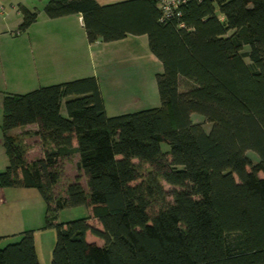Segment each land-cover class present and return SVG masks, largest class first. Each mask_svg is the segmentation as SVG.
Returning a JSON list of instances; mask_svg holds the SVG:
<instances>
[{"label": "trees", "instance_id": "trees-1", "mask_svg": "<svg viewBox=\"0 0 264 264\" xmlns=\"http://www.w3.org/2000/svg\"><path fill=\"white\" fill-rule=\"evenodd\" d=\"M43 10L80 14L89 43L146 35L162 64L159 106L119 115H107L95 76L4 95L0 189L39 191L52 264H264V0H184L168 18L159 0H48ZM19 12L17 33L38 15ZM27 134L42 145L30 162ZM73 154L80 174L56 197ZM134 159L151 167L143 179ZM160 180L177 188L169 202ZM67 207L88 215L57 221ZM19 236L0 246V264H39L33 230Z\"/></svg>", "mask_w": 264, "mask_h": 264}, {"label": "rangeland", "instance_id": "rangeland-1", "mask_svg": "<svg viewBox=\"0 0 264 264\" xmlns=\"http://www.w3.org/2000/svg\"><path fill=\"white\" fill-rule=\"evenodd\" d=\"M47 0H11V3L6 0H0V22L3 16H6V19L9 22H12V25H8V34L13 35L14 37H22L25 32H18V26L21 23V17L17 15L16 10H19L21 6L33 3L34 6L42 8L46 4ZM19 2V3H18ZM11 29V30H10ZM1 32V31H0ZM14 65L22 67L30 65L34 66L32 60V54L26 49L25 44H22V41L19 39L14 42ZM101 53V54H100ZM111 55V51L108 52ZM107 52H92L87 53L83 58L78 59L76 69L68 75L66 80L57 79L56 76L46 75L40 76L39 79H36L34 85L28 87H21L14 89L13 84L10 83L9 75L5 74V70L0 68V94L3 92H12V93H26L40 86L55 84L67 80H73L78 78H83L87 76H95L99 84L102 85L103 98L105 99L107 110L109 116L119 115L128 112H134L137 110L157 107L160 104L159 95L156 86V74L162 71V64L157 59L159 66H156V71H153L150 67L141 69L139 73V81H135L133 85L131 82H127L126 75L127 66L117 68V62L115 59L114 62H110V57L108 58ZM127 57H122L123 60H126ZM133 58V57H130ZM247 62L248 60L245 59ZM119 61V58H118ZM158 68H160L159 71ZM34 69V68H33ZM124 74H119V73ZM131 72V71H130ZM123 75L124 78L121 76ZM8 81L6 84V78ZM122 80L124 85L122 86L121 91L118 88L119 80ZM39 80V81H38ZM41 82V83H39ZM183 89V86H181ZM125 92H129L125 93ZM103 99V100H104ZM105 104V103H104ZM63 116H66V111L64 105L61 108ZM2 107L0 106V138H2L3 132L1 129L2 123ZM191 119L193 122H199L203 125L206 130L210 129V123L207 122L201 115L193 113L191 114ZM31 127H35L34 125ZM22 129V128H20ZM34 131V130H30ZM17 134H21L19 129L15 131ZM24 136V135H23ZM35 137V136H34ZM31 137V139H25L22 137L23 144L25 146L24 160L27 162L33 161L36 158L42 156V145L38 142V137ZM37 139V141H36ZM165 146L164 144L162 147ZM166 149V148H165ZM6 155L5 149L0 146V159L4 158ZM247 155L254 161H256V156L253 152H247ZM78 159L77 154H73L68 159H63L61 164V177L59 182L54 188V195L63 196L65 194V189L67 185L74 180L76 175H79L80 171L76 166V161ZM134 163L138 165L140 179H143L148 174V171L151 167L147 163H139L136 159L133 160ZM8 163L7 155L5 156L4 162H0V171H2ZM5 164V165H4ZM80 182L85 186L84 178L81 177ZM160 183L163 189L166 192L165 199L166 201H171V193L175 187L168 185L163 180H160ZM16 187V188H15ZM23 186H13L8 188L20 189L15 192V201L12 205H9L5 209V215L0 216V224L6 226V230L9 233L0 234L3 236L0 240V246H5L8 243L17 242L20 239L19 233L24 230L31 229L33 230L34 243L37 258L39 264H52V250L55 243L56 233L53 227H45V202L40 195L39 191L36 188L24 187L27 190L21 188ZM31 189V190H28ZM88 209L85 207H67L62 209L57 215V221H67L77 218H82L88 215ZM10 226V228L8 227ZM3 232V231H1ZM99 245H102V241H98Z\"/></svg>", "mask_w": 264, "mask_h": 264}, {"label": "crops", "instance_id": "crops-1", "mask_svg": "<svg viewBox=\"0 0 264 264\" xmlns=\"http://www.w3.org/2000/svg\"><path fill=\"white\" fill-rule=\"evenodd\" d=\"M6 1L11 3V0ZM121 1L125 0H96V2L100 5L113 4ZM44 6L45 4L42 8H38L34 6L33 3L24 5V7L29 10H37L38 15L36 21L31 24L22 37H14L13 35L8 34V25H12V22H9L6 19V16H3L0 22V68L5 70L6 75H9L11 81L10 83L13 84L11 87L14 89L21 88L22 86L28 87L30 85H34V81L39 79L40 76L46 77V75H53L56 76L57 79L66 80L68 75L76 69V65L79 62L78 59L83 58L87 53L92 52L108 53L111 51V55L108 53L107 60L110 57V62L115 63L116 59L117 68L126 65L128 67L126 75H129V77L126 76L127 82H131L133 85L135 84V81H139L138 77L141 69L145 70V68L150 67L153 71H156V66H159L156 61L157 59L153 57L154 55L149 50L146 35H127L121 40L112 42H103L98 39L93 43H89L80 14L49 18L44 13ZM16 12L19 19L21 17L20 20H22V15L19 10H16ZM19 39L22 41L23 45L25 44L26 49L31 52L34 66L29 63L27 66L22 67V69H20L19 66H16L15 69L14 42ZM127 56L128 58L126 60L122 59V57ZM159 70L160 68H158L157 71ZM119 74L124 73L120 72ZM121 77L124 78L123 75ZM7 79L8 77L6 78V84L8 81ZM117 85L121 87L118 88V90L121 91V85H124V83L120 79ZM100 88L103 95L101 83ZM7 93L12 92L7 91L0 94L1 107L3 97ZM125 93L129 94V92ZM104 103L107 115H109L105 99ZM33 125L35 127H31ZM33 125H27L22 129H17H19L20 132L25 130H36V125ZM17 129L13 130V133H16L15 131ZM23 137H25V139H31V137L34 136L27 134ZM0 146L3 147L2 138H0ZM5 156L0 159L1 163L4 162ZM17 188L27 190L24 187ZM16 190L20 189H0V216L5 215V209L9 205H12L13 202L11 201H15L16 198L14 195L15 192H18ZM8 227L10 228V226ZM6 229L7 228L4 224H0V234L9 233Z\"/></svg>", "mask_w": 264, "mask_h": 264}, {"label": "built area", "instance_id": "built-area-1", "mask_svg": "<svg viewBox=\"0 0 264 264\" xmlns=\"http://www.w3.org/2000/svg\"><path fill=\"white\" fill-rule=\"evenodd\" d=\"M184 0H159V7L162 11L163 17H170L177 12L179 4Z\"/></svg>", "mask_w": 264, "mask_h": 264}]
</instances>
